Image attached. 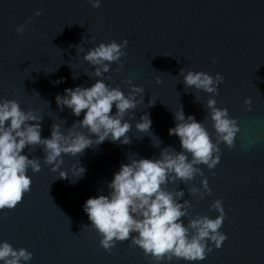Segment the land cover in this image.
<instances>
[{
  "label": "water",
  "instance_id": "obj_1",
  "mask_svg": "<svg viewBox=\"0 0 264 264\" xmlns=\"http://www.w3.org/2000/svg\"><path fill=\"white\" fill-rule=\"evenodd\" d=\"M25 23V31L18 32ZM125 39L129 44L123 68L113 63L104 79L126 94L132 85L145 89L135 119L127 117L133 124L132 142L106 140L77 157L65 155L67 179L44 163L41 146L26 148L30 158H40L42 169H29L31 191L16 208L0 210V242L31 251V264H149L151 257L130 241L105 250L83 205L89 197L108 194V184L123 163L159 157L169 146L181 150L179 137L169 135L181 105L215 140L207 108L212 94L185 86L180 75L184 68L225 77L215 96L217 106L228 108L241 129L234 148L220 145L216 169L201 166L211 194L190 192L193 185L203 191L205 177L199 175L188 184L167 185L170 191H185L193 218H216L219 212L212 204L223 201L227 216L221 231L228 239L219 249L209 241L213 251L195 264H264V0H102L99 8L89 0H0V101L18 100L25 110L44 116L43 137L51 136L56 122L66 121L67 130L83 115L76 117L66 106L61 111L57 94L78 85L90 87L96 79L87 75L95 69L76 45L87 51L101 42ZM57 80L61 82L55 84ZM248 97L251 111L245 105ZM150 100L156 101L154 106ZM145 113L153 124L151 132L141 133L135 123ZM152 134L161 139L159 147L153 145ZM78 161L87 171L75 180L72 166Z\"/></svg>",
  "mask_w": 264,
  "mask_h": 264
},
{
  "label": "clouds",
  "instance_id": "obj_2",
  "mask_svg": "<svg viewBox=\"0 0 264 264\" xmlns=\"http://www.w3.org/2000/svg\"><path fill=\"white\" fill-rule=\"evenodd\" d=\"M89 3L99 8L102 0H89ZM36 15L42 13L37 11ZM26 26L27 23L18 26L17 31L23 33ZM128 44L127 39L123 43L115 40L101 42L87 51L76 45L95 69L87 75H94L96 79L90 87L78 85L57 94L56 101L61 111L66 106L76 117L83 115L82 120H77L67 130L64 128L66 121L56 122L52 125L51 136L43 137L44 116L33 109L25 110L18 100L0 101V210L16 208L31 191L33 180L28 174L29 169L35 172L42 169L40 158H30L25 153L29 146H41L45 153L44 163L59 173V178L67 179L69 172L62 170L65 155L77 157L106 140L123 144L132 142L129 133L133 124L127 117L131 114L135 119V110L144 103L142 94L145 89L132 85V90L126 94L119 86L112 87L104 79L105 74L111 72L113 63L123 68L122 57L127 55L125 49ZM213 62L217 61L214 59ZM180 75L188 88L212 94L207 100V108L216 130L215 140L205 124L194 114L186 115L181 105L174 112L175 126L169 128V135L179 137L181 150L169 146L161 150L159 157L132 158L123 163L108 184V194L89 197L83 205L91 221L90 226L102 237L100 244L105 250L110 252L118 242L130 241L133 247L139 246L146 256L151 257L149 264H172L174 260H184L188 264L202 262L213 251L209 241L219 249L228 239L227 234L221 231L227 216L221 199L212 204V208L219 212L216 218L199 214L193 218L189 211L190 201L184 199L185 191L167 188L170 182L188 184L197 175L205 177L202 165L216 169L222 157L220 145L234 148L241 130L228 108L217 106L215 96L219 95V85L225 80L223 75L216 73L213 76L184 68ZM158 82L163 81L158 78ZM128 83L132 84V81ZM155 103V100H150L149 106ZM245 105L249 111L252 110L251 97L246 98ZM152 124L151 114L145 113L137 120L135 128L148 133ZM152 140L155 147L162 143L154 134ZM86 171L80 161L72 166L75 180L82 178ZM202 186L203 191L193 185L190 192L201 196L204 192L211 194L206 177ZM33 257L34 254L26 248L17 249L7 241L0 242V264H31Z\"/></svg>",
  "mask_w": 264,
  "mask_h": 264
}]
</instances>
